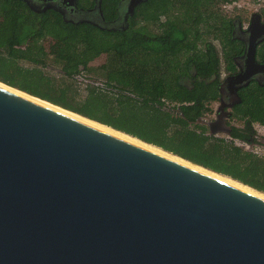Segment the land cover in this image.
<instances>
[{"label":"water","instance_id":"95a60500","mask_svg":"<svg viewBox=\"0 0 264 264\" xmlns=\"http://www.w3.org/2000/svg\"><path fill=\"white\" fill-rule=\"evenodd\" d=\"M0 264H264V195L0 85Z\"/></svg>","mask_w":264,"mask_h":264},{"label":"trees","instance_id":"16d2710c","mask_svg":"<svg viewBox=\"0 0 264 264\" xmlns=\"http://www.w3.org/2000/svg\"><path fill=\"white\" fill-rule=\"evenodd\" d=\"M232 1L146 0L107 30L0 0V81L264 193V153L246 146L264 124V86L235 107L229 135L204 122L231 66Z\"/></svg>","mask_w":264,"mask_h":264},{"label":"flooded vegetation","instance_id":"af4514ba","mask_svg":"<svg viewBox=\"0 0 264 264\" xmlns=\"http://www.w3.org/2000/svg\"><path fill=\"white\" fill-rule=\"evenodd\" d=\"M26 7L35 11L53 8L59 11L63 19L72 22H87L107 30L125 29L140 0L132 5L130 0H116L114 11L104 12L103 0H21ZM235 18L232 27L233 52L231 66L221 74L219 96L214 101V116L226 112L225 121L229 133L239 123L235 112L243 97L254 94V88L264 86V7L256 8L248 14L233 13ZM255 44L254 60L248 55L249 46ZM258 87V86H257ZM213 102V103H214ZM255 135L258 127L264 124L254 122ZM247 145V144H246ZM249 145V144H248ZM248 147V146H247Z\"/></svg>","mask_w":264,"mask_h":264},{"label":"bare ground","instance_id":"6f19581e","mask_svg":"<svg viewBox=\"0 0 264 264\" xmlns=\"http://www.w3.org/2000/svg\"><path fill=\"white\" fill-rule=\"evenodd\" d=\"M0 85L3 86V87L8 88V89H10V90H13V91L19 92V93H21V94H23V95H26V96H28V97H31V98H33V99L39 100V101H41V102H44V103H46V104H48V105H50V106H53V107H55V108L61 109V110H63V111H66V112H68V113H70V114H72V115H74V116H76V117H79V118H81V119H84V120H86V121H89V122H91V123H94V124H96V125H99V126L105 128V129H107V130H110V131H113V132L119 133V134H121V135H123V136H125V137H127V138H130V139H132V140H135V141H137V142H140V143H142V144H145V145H147V146H149V147H151V148H153V149H155V150H157V151L163 152V153L168 154V155H170V156H172V157H175V158H177V159H180V160H182V161H185V162H187V163H190V164H192V165H194V166H197V167H199V168H201V169H203V170H206V171H208V172H211V173H213V174H215V175H218V176H220V177H223V178H225V179H228V180H230V181H232V182H235V183H237V184H239V185H242V186H244V187H246V188H249V189H251V190H253V191H255V192H258V193L264 195L263 192H260V191L254 189V188H252V187H250V186H247V185H245V184H243V183H241V182H239V181H237V180H234V179H232V178H230V177H228V176H225V175H222V174L216 173V172H214V171H212V170H210V169H207V168H205V167H203V166H201V165H198V164L192 163L191 161H188V160H186V159H184V158H182V157H179V156H177V155H175V154H172V153H170V152H168V151H165V150H163V149H161V148H159V147H156V146H154V145H151V144H149V143H146V142H144V141H142V140H140V139H138V138L132 137V136H130V135L126 134V133H123V132H121V131H119V130H116V129L112 128V127H109V126H106V125H104V124H102V123H99V122H97V121L91 120V119H89V118H87V117H85V116H82V115L78 114V113H75V112H73V111L67 110V109L62 108V107H60V106H58V105H55V104H53V103H51V102H49V101H46V100L40 99V98H38V97H36V96H33V95L28 94V93H26V92H24V91H22V90H19V89L15 88V87L9 86V85H7V84L1 82V81H0Z\"/></svg>","mask_w":264,"mask_h":264},{"label":"rangeland","instance_id":"374dc122","mask_svg":"<svg viewBox=\"0 0 264 264\" xmlns=\"http://www.w3.org/2000/svg\"><path fill=\"white\" fill-rule=\"evenodd\" d=\"M264 7V0H233L231 3L225 5V9L230 13H241L248 14L250 11L255 10L256 8ZM104 57H98L94 59L91 64L93 65H103ZM214 109L216 108V102L213 103ZM214 113L209 115L213 117ZM226 134V133H220ZM248 147H252L253 149L259 151L260 153H264V127H258L257 130V141L254 144L246 145Z\"/></svg>","mask_w":264,"mask_h":264}]
</instances>
